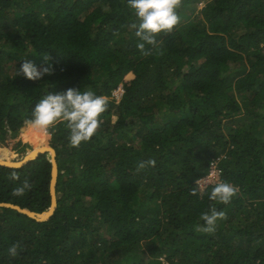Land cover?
Instances as JSON below:
<instances>
[{
  "label": "trees",
  "instance_id": "trees-1",
  "mask_svg": "<svg viewBox=\"0 0 264 264\" xmlns=\"http://www.w3.org/2000/svg\"><path fill=\"white\" fill-rule=\"evenodd\" d=\"M176 11L180 22L144 56L127 0H0V141L25 129L17 153L53 148L62 193L41 223L3 209L0 264H264V0H181ZM44 54L54 74L13 76ZM69 88L109 101L78 148L64 123H24ZM220 155L221 182L238 189L226 205L209 199L214 186L190 194ZM25 179L31 189L14 194ZM50 181L47 153L0 166V203L47 211ZM212 207L227 219L197 231Z\"/></svg>",
  "mask_w": 264,
  "mask_h": 264
},
{
  "label": "clouds",
  "instance_id": "clouds-1",
  "mask_svg": "<svg viewBox=\"0 0 264 264\" xmlns=\"http://www.w3.org/2000/svg\"><path fill=\"white\" fill-rule=\"evenodd\" d=\"M128 6L133 10L136 17L134 28L135 35L141 41L136 47L144 56L152 54L146 45L156 48L158 45L157 36L161 33H171L180 22L177 15V8L181 0H127ZM16 76L23 75L31 81L40 80L45 75L54 74L51 57L47 54L43 56V62L38 68L32 61L22 59ZM109 101L107 97L98 96L92 90L81 91L69 88L67 91L57 94L48 93L41 99L32 111V118L24 121L25 126L36 129L47 130L57 123H64L69 130V146L78 148L82 142H88L100 127L99 117L107 109ZM154 160L141 162L138 171L146 166H154ZM11 179L18 180L15 174ZM206 179V178H203ZM198 179L195 184H199ZM193 187L191 195H197L198 187ZM31 189V184L25 179L20 186L14 189V194L23 195ZM238 189L227 182H218L212 187L209 199L221 204H228L237 194ZM200 219L204 222L202 226H197V231L212 234L216 231L217 222L226 220V213L218 211L212 207L209 212L201 214ZM19 244L9 247L8 253L15 257L18 254Z\"/></svg>",
  "mask_w": 264,
  "mask_h": 264
},
{
  "label": "water",
  "instance_id": "water-1",
  "mask_svg": "<svg viewBox=\"0 0 264 264\" xmlns=\"http://www.w3.org/2000/svg\"><path fill=\"white\" fill-rule=\"evenodd\" d=\"M45 153H47L48 160L51 163V181H50L51 205L49 209L42 213H35L27 208H21L17 205H13L10 203H0V213H2L3 209L13 210L39 223L47 221L51 218V216L54 214L56 210L57 201L62 197V193L56 192L58 166L56 161L55 150L50 146H47L46 148L33 149L31 151H26L25 153L21 154L20 158H19V154L12 153L11 158L13 160L9 161L10 159H7L6 161H0V166H4L8 168H20L26 165L28 162L37 159L39 155Z\"/></svg>",
  "mask_w": 264,
  "mask_h": 264
},
{
  "label": "built area",
  "instance_id": "built-area-1",
  "mask_svg": "<svg viewBox=\"0 0 264 264\" xmlns=\"http://www.w3.org/2000/svg\"><path fill=\"white\" fill-rule=\"evenodd\" d=\"M122 95V89L118 88L114 93L113 96L116 100H119ZM224 156L220 155L219 157H216L211 160L209 169L206 175L201 177L199 181V184L197 185L199 191L205 190L209 186H214L216 183L221 182L220 175V163L222 160H224ZM206 178V179H203Z\"/></svg>",
  "mask_w": 264,
  "mask_h": 264
},
{
  "label": "rangeland",
  "instance_id": "rangeland-1",
  "mask_svg": "<svg viewBox=\"0 0 264 264\" xmlns=\"http://www.w3.org/2000/svg\"><path fill=\"white\" fill-rule=\"evenodd\" d=\"M203 5H204L203 3H199V4H197V5H196V12H197L198 10H200L201 7H202ZM195 15H196V14H195ZM4 64L6 65V63H4ZM6 68H8V64H7V67H6ZM19 68H20V66H18V67H16V69H14V74H13V76H15V77H19V76H20V75H19V76H16V70L19 69ZM23 129H24V128H23ZM24 130H25V129H24ZM24 130L21 131V132H19L18 136H17L15 139H10V138H8L5 142L0 141V150H4V151H6V157H8L7 159H10V160H11V154H12V153L19 154V158L21 157V154L25 153V152H23V153H17L16 150L13 149V147H14L15 144H16V142L19 141V139H21V137H22V135H23V133H24ZM21 142H22L23 144L26 143V142H23L22 139H21Z\"/></svg>",
  "mask_w": 264,
  "mask_h": 264
},
{
  "label": "bare ground",
  "instance_id": "bare-ground-1",
  "mask_svg": "<svg viewBox=\"0 0 264 264\" xmlns=\"http://www.w3.org/2000/svg\"><path fill=\"white\" fill-rule=\"evenodd\" d=\"M46 147H47V146H44V147H41V148H46ZM38 149H40V148H38ZM11 159H12V158H11ZM12 160H13V159H12ZM12 160H11V161H12ZM0 161H1V160H0ZM5 161H6V160H5ZM9 161H10V160H9Z\"/></svg>",
  "mask_w": 264,
  "mask_h": 264
}]
</instances>
